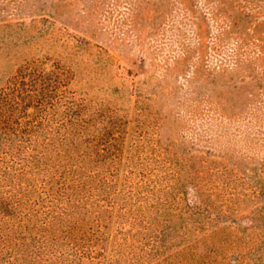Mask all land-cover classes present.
I'll list each match as a JSON object with an SVG mask.
<instances>
[{
	"label": "rangeland",
	"instance_id": "374dc122",
	"mask_svg": "<svg viewBox=\"0 0 264 264\" xmlns=\"http://www.w3.org/2000/svg\"><path fill=\"white\" fill-rule=\"evenodd\" d=\"M17 7L0 264H264V0Z\"/></svg>",
	"mask_w": 264,
	"mask_h": 264
},
{
	"label": "trees",
	"instance_id": "16d2710c",
	"mask_svg": "<svg viewBox=\"0 0 264 264\" xmlns=\"http://www.w3.org/2000/svg\"><path fill=\"white\" fill-rule=\"evenodd\" d=\"M30 1H36L37 2L39 0H0V3H11V4H15L16 7L19 5L15 10H20L22 5H24L25 3H30ZM11 111H13V110L11 109ZM4 112L7 113L8 111H4ZM8 114H10V113H8ZM0 124L1 125H9V117L7 118V120H4V115H0ZM0 135L13 137L12 139H9L11 141H13L14 138L18 137V135L15 131L10 130V128H6V127L0 129Z\"/></svg>",
	"mask_w": 264,
	"mask_h": 264
}]
</instances>
